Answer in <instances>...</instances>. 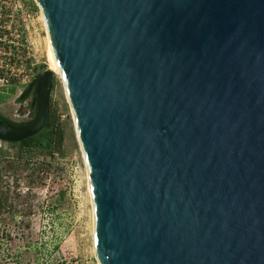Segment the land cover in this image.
I'll return each instance as SVG.
<instances>
[{
  "label": "water",
  "instance_id": "95a60500",
  "mask_svg": "<svg viewBox=\"0 0 264 264\" xmlns=\"http://www.w3.org/2000/svg\"><path fill=\"white\" fill-rule=\"evenodd\" d=\"M52 59L29 83L50 127L59 74L99 264H264V0H36Z\"/></svg>",
  "mask_w": 264,
  "mask_h": 264
},
{
  "label": "rangeland",
  "instance_id": "374dc122",
  "mask_svg": "<svg viewBox=\"0 0 264 264\" xmlns=\"http://www.w3.org/2000/svg\"><path fill=\"white\" fill-rule=\"evenodd\" d=\"M36 44L35 77L48 67L43 26ZM25 91H0L3 117L16 123L32 119L34 93ZM51 110L58 138L52 154L26 158L18 146L0 141V264H99L85 162L59 74Z\"/></svg>",
  "mask_w": 264,
  "mask_h": 264
},
{
  "label": "built area",
  "instance_id": "2783aa9c",
  "mask_svg": "<svg viewBox=\"0 0 264 264\" xmlns=\"http://www.w3.org/2000/svg\"><path fill=\"white\" fill-rule=\"evenodd\" d=\"M0 0V91L27 89L38 64L36 39L46 26L37 2ZM1 92V93H2Z\"/></svg>",
  "mask_w": 264,
  "mask_h": 264
},
{
  "label": "trees",
  "instance_id": "16d2710c",
  "mask_svg": "<svg viewBox=\"0 0 264 264\" xmlns=\"http://www.w3.org/2000/svg\"><path fill=\"white\" fill-rule=\"evenodd\" d=\"M30 5L33 7V9H36L34 7L33 0L30 1ZM29 106L32 110L30 118H34L37 114L35 94H33V98ZM50 115H51L50 127L45 128L39 134L32 136L28 139H25L21 142L8 143V144H10L11 146H18L20 152L23 153L26 158L30 157V155H32L33 153L52 154L53 153L52 150L54 149V145L57 142L58 138H57V130H56V121L54 118V114L52 113V110L50 111ZM0 119L3 122H7L15 126H20L25 124V122L23 123L12 122L11 120L3 117L1 114H0Z\"/></svg>",
  "mask_w": 264,
  "mask_h": 264
},
{
  "label": "bare ground",
  "instance_id": "6f19581e",
  "mask_svg": "<svg viewBox=\"0 0 264 264\" xmlns=\"http://www.w3.org/2000/svg\"><path fill=\"white\" fill-rule=\"evenodd\" d=\"M39 2V0H37ZM48 40H49V35H48ZM49 43H50V40H49ZM48 67L53 70L54 72L56 73H59V70H58V67L57 65L53 62V59H52V52H51V46H49V60H48ZM89 185V184H88ZM88 189H89V196H90V200H91V194H90V187L88 186ZM92 203V201H91ZM92 217H93V224H94V214H93V210H92ZM97 252V250H96Z\"/></svg>",
  "mask_w": 264,
  "mask_h": 264
},
{
  "label": "flooded vegetation",
  "instance_id": "af4514ba",
  "mask_svg": "<svg viewBox=\"0 0 264 264\" xmlns=\"http://www.w3.org/2000/svg\"><path fill=\"white\" fill-rule=\"evenodd\" d=\"M33 94V93H32Z\"/></svg>",
  "mask_w": 264,
  "mask_h": 264
}]
</instances>
